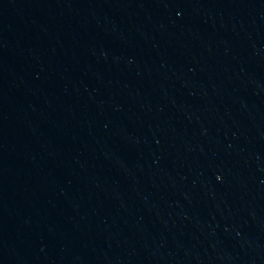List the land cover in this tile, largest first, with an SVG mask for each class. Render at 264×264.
Returning a JSON list of instances; mask_svg holds the SVG:
<instances>
[{
    "label": "water",
    "instance_id": "95a60500",
    "mask_svg": "<svg viewBox=\"0 0 264 264\" xmlns=\"http://www.w3.org/2000/svg\"><path fill=\"white\" fill-rule=\"evenodd\" d=\"M0 264H264V0H0Z\"/></svg>",
    "mask_w": 264,
    "mask_h": 264
}]
</instances>
